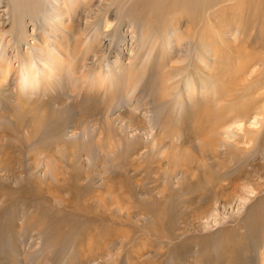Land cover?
Listing matches in <instances>:
<instances>
[{"label":"rangeland","instance_id":"1","mask_svg":"<svg viewBox=\"0 0 264 264\" xmlns=\"http://www.w3.org/2000/svg\"><path fill=\"white\" fill-rule=\"evenodd\" d=\"M70 1L0 0L14 67L53 49L39 27L57 11L75 71L0 85V264H264V25L227 19L230 1L166 5V21L139 0ZM108 64L111 90L77 73Z\"/></svg>","mask_w":264,"mask_h":264},{"label":"bare ground","instance_id":"2","mask_svg":"<svg viewBox=\"0 0 264 264\" xmlns=\"http://www.w3.org/2000/svg\"><path fill=\"white\" fill-rule=\"evenodd\" d=\"M81 1H83V0H72L69 3L72 5H78V4H80ZM181 1H183L184 3H183V6L179 7L180 3H182ZM205 1L206 0H204V4L206 3ZM220 1H225V2L230 1V3H232V4L227 6V8H229V13L228 14L225 13L227 19L231 20L234 18V20H236L237 18H240V20H241V18L243 16L250 14L251 16L248 20L249 21L253 20V23H252L253 26L258 22H260L262 25H264V0H249V1L248 0H217V2H220ZM139 2L142 4V6L144 8L143 11L146 10L145 15L149 20H162V19H164V21H166L167 13H166V11L163 10L166 5H169L173 8L178 9V10H180V12L183 10H187V9L192 11V9L189 6L196 7V0H168V2H164V0H139ZM217 5H218V3H217ZM211 6H212V4H211ZM223 7H225V6H223ZM225 10L226 9H224V11ZM128 12L131 14V12H132L131 9H129ZM55 13H56V15L49 14V16H51V18L49 17V20H47V21H45V19H42V21L45 22V25L39 27V29H40L39 31H41L40 36L45 41L46 40H52V42H53L52 48L53 49H49V47L42 45L41 42H40L41 43L40 47H38V45H33L31 47V49H29V51L26 54L20 53L19 55L16 56L15 61H17V64L14 67L12 65V60H11L12 58H10L8 56V54L6 53L5 45H2V43L0 42V85H2V83L5 82L6 80H8V78L10 77L12 79H15L14 81L16 83V87L20 93H23L24 91H27V90H29V91L30 90H36V89L40 88L39 86L42 83H46L45 84L46 86L49 85L50 88H53V85H52L53 82L52 81L54 80V78L59 77V75L62 74V71H66L68 76H71V74H73L75 72L74 71V62H72L71 59H69V60L65 59V56L67 55V45L69 42L68 37H67V35H68L67 32H68V30H70V28L64 27L62 21L60 20L58 12L55 11ZM130 14H129V16H130ZM45 17H47V16H45ZM130 17H132V16H130ZM170 21L171 20H169V22ZM224 22H226V20H224ZM228 23H230V22H228ZM40 24H42V23H40ZM110 24H111L110 22H107L106 27H109ZM230 24H232V23H230ZM62 29L65 30L64 31L65 34L62 32ZM114 29H115V27H114ZM10 31L12 32L13 29L11 28ZM18 31H22V27L20 26V24H19ZM115 31H116V29H115ZM228 32H230V31H228ZM107 35H108V33H107ZM89 36L90 35H88V33H85L83 39H80L79 37H76L74 39L75 44H79L85 53H88L93 48V46L91 44L92 41L90 40ZM163 36L166 38L167 35H163ZM98 37H99V35H96L97 39H98ZM156 37L154 35H152V36L145 35L144 36L143 34H141V36L139 37L141 47L144 48L145 42L148 46L150 45V47H151L153 43H156V41H157ZM17 38H18V36H17ZM114 39H115L114 37H112V36L110 37V41L114 45H117L116 44L117 41H114ZM151 40H153V41H151ZM180 41L181 40L178 39L176 44L177 45L180 44ZM77 52L80 53V50ZM149 52H150V49L148 47V53L147 54H149ZM72 54L73 53L71 52L70 55H72ZM75 55H76V53H75ZM107 68H109V72L107 73L109 76L108 75L102 76L100 73H97L96 75L93 76L92 74L89 73L90 72L89 69L87 70V72L86 71L82 72L80 69H78L77 73L80 72L79 73L80 78L83 80V83L86 84L88 88L92 89L94 86H96V88H98L101 85H104L105 89H109L111 87V85L113 86L115 84L116 79L113 76L114 72L112 69V65L108 64ZM246 70H247V68L244 69V72ZM39 71H40V73H39ZM68 72H69V74H68ZM251 72H252V69L249 70L248 73L251 74ZM132 79H133V73H131V71H129L128 72V79L125 82L126 85H129L131 83ZM77 80L78 79L75 78L74 82H76ZM0 88H2V86H0ZM110 90H111V88H110ZM241 126H242V123L240 122L239 119H238V122L234 121V122L229 123V124H219V127L222 128V134L224 136V139L230 138V136H229L230 133L235 134L232 131L233 128H239L240 129ZM115 203H118V201L115 200ZM254 223H256V221ZM254 223L251 220H248V222H247V224H249V226L253 229H254V225H255Z\"/></svg>","mask_w":264,"mask_h":264}]
</instances>
